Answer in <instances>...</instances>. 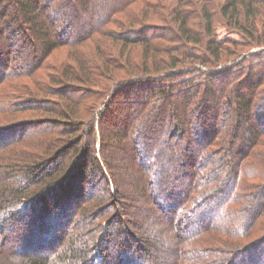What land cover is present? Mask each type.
Returning <instances> with one entry per match:
<instances>
[{
	"label": "trees",
	"instance_id": "trees-1",
	"mask_svg": "<svg viewBox=\"0 0 264 264\" xmlns=\"http://www.w3.org/2000/svg\"><path fill=\"white\" fill-rule=\"evenodd\" d=\"M2 1L0 0V4ZM14 1L18 4L19 18L15 16L4 19L5 15L1 17L2 9L0 10V51L5 55L4 61L0 63V114L11 115L4 119L11 121L6 126L20 122L14 125H18L17 129L21 127L22 134L18 137L8 135L0 140V264H97L98 256L95 255L98 251H101V264L106 263L109 254L104 255L107 246L104 245L103 239L115 235L112 231L111 234L107 231L105 237L99 239L103 232L101 226L105 222H110L111 226L115 227L117 239L122 238L123 234H129V240H119L120 253L129 257L134 264L140 261V264H147L146 255H139L146 251L145 248L139 247L136 250L131 249L133 245H130L131 238L137 239L136 242L141 239L134 231L127 230L125 217L117 210L113 211V203L110 205L108 202L109 197L119 195L115 192L118 186L113 191L111 186L117 184L114 177L111 173L107 175L102 172L109 170V163L103 146L101 150H95L99 144L104 143L93 136L97 132L95 113L103 108L102 100L108 95L111 96L113 88L122 82L127 83L126 87L117 89L112 95L114 104L125 101L116 113L122 123L125 121V124L120 125H124L123 130L121 129L124 133L121 132L120 136L125 141L121 142L119 147L123 150L128 147L129 151L127 149L126 152H129L131 157L130 166L137 167L140 173V187L153 197L154 203L165 214L168 213V205L165 203L167 196L163 198L156 195L158 191L163 190L160 184L165 178L164 161L159 157L162 152L157 153L158 147L148 151L149 147H144L142 142L151 139L153 126L163 123L165 128L160 144L164 143L172 149L173 144L170 141L175 136L177 142L183 144L181 160L185 157H190L193 162L195 160L189 169L190 183L185 181L183 184L182 181L174 199L173 209H177V216L172 221H175L177 251L171 264H234L236 258L246 253L249 247L258 241H264V67L261 73H257L258 78L251 79L253 87L246 94L240 82H236L237 79L232 78L231 73L225 83H221V76L224 74L220 75L219 72L213 74L214 76L206 75L203 80L193 83V76L202 72L194 68L196 65L192 63L217 66L227 57L228 48L224 50V45L218 40L215 32V12H212L208 5L214 0H163L166 5L161 9L166 13L164 18L172 23L171 30L150 23L157 14L155 11H158L150 0H107L109 4H103L104 0ZM184 2L186 6L191 4L197 8L199 14L196 16L199 22L193 20L194 14L182 9ZM93 6H100L101 13L90 15ZM218 7L228 25L246 35L249 43L256 44L257 41L258 44L264 45V34L259 37L257 30L261 24L264 28V20L262 23L260 17L264 10V0H226ZM78 9L81 13L75 18L68 14V11L77 13ZM15 25L19 27L15 28ZM20 32L26 42L33 41V36L38 38L42 52L36 53L30 48L25 50L17 45L14 39ZM94 39H98L94 41V45L96 44L99 50V56L102 52L107 59L104 58V65L99 69H91L84 64L85 73H82L81 67L77 68L76 63L79 64L82 57H87L85 48L88 42ZM104 41L107 43H103ZM137 45L146 51L140 71L142 74L137 76V80H132L135 79L131 77L133 73H130L131 78L127 74L118 77L116 72L120 66L124 67L121 69L126 73L128 71L125 70V64L133 67L134 52L128 51L127 48ZM62 47L74 50L68 54V60L75 62H67L64 68H61L63 81L60 82V88H47L43 81L34 84L40 80H34L33 86L30 83H17L22 79H35L48 67L47 60ZM151 51H160L161 54L167 55L169 60H166L165 56L163 58L152 55ZM14 52L15 56H12ZM78 54L79 59L76 58ZM260 56L262 55H255L262 63L264 57L262 59ZM150 59L154 69L149 67ZM187 60H191L189 68L194 69L175 72L180 69L181 64H188ZM115 62L122 65L114 64ZM187 67L188 65H182L181 69ZM185 76L187 78H184ZM48 78L51 83L57 82L51 74ZM75 81L82 86H73ZM176 84L183 87L181 91L185 90V94L192 92L191 97L184 95L187 98L183 99L187 104L185 111L189 113L186 122L197 125H180L176 112L175 116L178 118L174 116V119L167 118V115L162 113L172 106L171 93ZM217 84H221L218 93L214 90ZM34 85H42L37 89H44L40 91L67 100L66 106L61 108L50 99L52 103H44ZM257 97L260 98L259 104L255 101ZM211 99L214 100L213 104L209 103ZM164 103L171 106H164ZM110 104L105 105L104 114L112 110ZM86 105H91V111L81 112L79 108H85ZM205 106L213 110V116L209 115L212 129L206 125L202 129L198 125L203 114H207ZM222 106L235 109L234 117H230L237 120L236 123L230 122L229 116L227 117L230 111L226 109L220 126L217 124V118L223 115ZM253 110L254 118L263 125L254 126L251 121ZM21 113H31L32 116L35 114L38 115L35 117L42 118L49 114L67 119L90 116L92 122L84 121L83 125L88 127L92 137L88 139L84 149L79 147L81 139L73 136L77 132H83L80 122L78 125L62 123L50 117L39 121L26 122L21 118L20 121H12ZM246 120L250 123L249 135L240 141V146H235L239 136L238 123H244ZM9 131L0 126V136L4 133L10 134ZM126 139L127 145L124 144ZM193 143L196 144L195 152L190 149ZM92 151L94 155L88 159V154ZM166 153L165 150L162 155ZM236 153L238 158H232ZM86 165L92 169L90 175L84 171ZM179 166L181 168V163ZM100 172L101 181L107 182V187L103 189L109 197L96 191L100 182L97 176ZM75 179L80 184L77 182L78 184L72 186ZM63 187H69L70 201L75 204L81 202V206L76 213V226L67 233L65 227L60 235V247L44 253V256L24 254L19 257L13 255L11 260L4 258L6 232L11 233L15 229V222L25 217L24 212L29 206L22 209V205L28 202L36 204L41 198H46L54 190ZM211 203H217V206L209 207ZM74 210L68 212L73 213ZM205 215L207 217L204 219ZM69 220H72L71 216ZM90 225H99L101 229L88 233L86 231ZM127 251L134 254L128 255L130 253L126 254Z\"/></svg>",
	"mask_w": 264,
	"mask_h": 264
},
{
	"label": "rangeland",
	"instance_id": "rangeland-1",
	"mask_svg": "<svg viewBox=\"0 0 264 264\" xmlns=\"http://www.w3.org/2000/svg\"><path fill=\"white\" fill-rule=\"evenodd\" d=\"M190 1L196 2V0H190ZM225 1L226 0H214L213 3H209L208 5H209L210 10L212 12H215V21H216L215 22V32L217 34L218 40L224 45L223 46L224 50L228 48V53L226 54L227 57H224L217 66L202 65L199 62L192 63L193 65H196L194 68L200 69L201 72L204 73L203 75L201 73L199 75L197 74L193 76L194 77L193 79L195 81L193 83L196 84V82L203 80L206 75L214 76L213 74H216V72H219L220 75L224 74V76H221L222 77L221 83H225L232 74V78L234 77L237 79L236 82L237 81L240 82V84L242 85L243 91L246 94L248 90L253 87L252 83L250 82L251 79L258 78V74L261 73V69H263L264 67V62L261 63V59L260 60L256 59V57L259 55H262L260 57L263 59L264 45L258 44L257 41L255 42L256 44L249 43L248 42L249 40L247 39L246 35L237 31L235 28L233 29L232 25H228L227 20L223 18V16L221 15L219 11V7H218L220 3H224ZM106 3L109 4L107 0H104L103 4H106ZM150 3L156 5V7L158 8V11H155L157 13L155 15V18L151 20L150 23H154L155 25H158L159 27H163L165 29L171 30L172 23L169 20H166L164 18L163 15L166 13L165 11L161 9L163 5H166V3L163 0H150ZM190 5L191 4L186 6L184 2L182 5L183 7L182 9L184 11H188L194 14L195 17L193 20L197 23L200 21L198 17L196 16L197 13L199 14V11L197 10L196 7H193L192 5L191 6ZM17 8H18V4L16 1L14 0L4 1L3 0L2 3L0 4V10L2 9L1 17L2 15H5L3 16L4 19L5 18L11 19L15 16L19 18ZM78 11L77 13L68 11V14H70L72 18H75V16L81 13V10L78 9ZM98 13H101L100 6L99 7L93 6L90 11V15L95 16V14H98ZM262 13L263 14H261L260 17L263 23L264 10H262ZM14 27L16 28L19 26L15 25ZM257 30L259 31L258 34L260 33L258 35L259 37L262 36V34H264V28L262 24L257 27ZM20 35H22L21 32L19 36H17V38L14 39L17 45L22 46L25 50L30 48V49H34L36 53L42 52L39 46L40 40H38V38L33 36V41L26 42L25 39H23L22 36ZM9 41H13V40H8V42ZM94 41H98V39H94L93 41L88 42L85 48L84 52L87 55V57L86 58L82 57V59L79 60V64L76 63L77 68L78 66L81 67L82 73H85V70L83 67L84 64H87L86 67H89V68L91 67V69L93 68L99 69L102 67V65H104V60H105L104 58L107 59L106 56L102 55V52L100 53V56H99V50L97 49L96 44L94 45ZM99 42L101 43V41ZM103 43H107V42L104 41ZM203 46L205 47V45ZM127 50L128 51L133 50L134 52L132 54L135 59L132 62L133 67L125 64L126 66L125 70L128 71L126 73L125 71H123V69H121L124 67L120 66L121 68L117 70L116 74L118 75V77L125 76L127 74L129 78L135 77V79H132V80H137V76H140L142 74L140 71L142 69L141 67L143 66L142 63H144L143 56L146 57L145 55L146 51L142 50V48L139 47L138 45L129 46ZM72 52H74L72 48H69V47L60 48L51 58L47 60L48 67L42 70V72H40V74H38L35 79H22V80H19L17 83L19 85H26L30 83L33 86L34 80H40L34 84H38L39 82L43 81L45 85H47V88H50V87L60 88L61 87L60 82L63 81L61 78L62 74L60 73L61 72L60 70H62L61 68H64L63 66H65L64 64L67 62H73V63L75 62V60L74 61L68 60V54ZM15 53L16 52H14L12 56H15ZM151 53L152 55H157L163 58L165 56L166 60L167 59L169 60V57L165 54H161L160 51L159 52L151 51ZM111 54H113V52ZM79 56H80L79 54L76 55V58L79 59ZM4 59H5V55L2 54L0 51V63L3 62ZM189 61L191 62V60H187L188 64L183 63L180 65L181 67L182 65L183 66L188 65L186 69L185 68L181 69L180 67V69L177 68L178 70H175V72L176 71H182V72L192 71L194 68L193 67L189 68V64H191ZM149 62H151L149 64V67L154 69V66L152 65L153 61L150 59ZM117 63L122 65V63L120 62H115L114 64H117ZM236 67H238L239 69ZM96 73L98 74V72ZM130 73H133L132 74L133 76H131ZM50 74L52 75V77L57 79L56 83L49 82L50 80L48 77L50 76ZM189 77H192V76H189ZM184 78H187V76H185ZM231 81H233V79H231ZM119 84L120 85L118 87L113 88V93L116 92L117 89L124 88L127 85V83H123V82ZM73 86L81 87L82 84L75 81L73 82ZM34 87H36L35 88L36 92H38L43 97L44 103L50 104L52 103L50 102V100H53L56 102L55 104L56 105L58 104V106H60L61 108L63 105L66 106L67 100L63 99L62 97H59V98L56 96L54 97V96H51V94L46 93L45 91L44 92L40 91L44 89H40V90L37 89V87L41 88L42 85L41 87L39 85L38 86L34 85ZM220 87H221V84H217L214 86V90H216V92L218 93L220 92ZM181 88L183 89V87H181L178 84L175 85V88H172V93H171L172 94L171 96L172 106L171 104L166 105L165 104L166 102H165L164 106H169V107L171 106V107L170 109H168V111L165 110L162 113H164V115H167V118L174 119L175 112H176V114L179 117L178 124L180 125L183 123L188 124L189 126L197 125V123L190 124L186 122L187 114L189 113L188 111H185L187 104L186 102H183L184 101L183 99L184 97L187 98L184 95L191 97L192 92L185 94V90L184 92H182ZM113 93L111 94L113 95ZM112 95L111 96L108 95L104 100H102V103L104 104L103 108L98 109L97 112L95 113V127L97 128V132H95L93 136H94V139L98 138L99 141L104 143L103 145L102 144H99L98 146L95 145L97 146L95 150L96 149L101 150L103 146L104 148L103 151L107 155V161L109 163L107 165H108L109 170L105 169V171H102V172H104L107 175L109 173L112 174V177H114L117 184L112 185L111 189L115 191L116 187L118 186L117 187L118 190H116L115 192L119 193V195L117 197H114V196L109 197V194L104 191L103 188L107 187V182L104 180L101 181L100 176L102 172H100V175L98 174L97 176L100 182H98L99 186H98V190L96 189V191L101 193L103 196L109 197L108 199L109 204L111 205V202H112L114 205L113 211L117 210L118 212H120L122 216L125 217L124 222L126 221L125 223L128 225L127 230L134 231L136 236H138L141 239L140 242H136L137 239L133 240L131 238L130 245L131 244L133 245L131 249L136 248V250H138L139 247L142 249L145 248L146 251H143V254H139V253L138 254L140 256L144 254L146 255L147 260L145 261L147 264H171L175 258V254L177 251L176 244H175L176 232H174V226H175L174 220L177 216L176 214L177 209L176 208L173 209V205L175 204L174 199L176 197V194H178L180 190V185L182 181H183V184L185 183V181L188 182L187 184L190 183L191 179L189 177L190 176L189 169L191 168V165L195 163V160L193 162V160L190 157L189 158L185 157L184 160H181L180 155L183 153V149H182L183 144L177 142V139L175 138V136L173 140L171 141L169 140L173 144L172 149L168 147L167 145H165L164 143L160 144L162 132L165 128L164 127L165 124L163 123L162 124L159 123L160 125L153 126V128L151 129L152 137L151 139L148 140L149 142L147 140H145V142H142V145L144 147H149L148 151H153V147H158L157 153L162 152L159 155V157H162L164 161L163 173H164L165 178H163L160 184L161 188L163 187L162 188L163 190L158 191L156 195H159L160 197H163V198L167 196V198L165 199V203L169 207L166 206V209H167L166 212L168 213L165 214V212L154 203L153 197L150 196V194L147 191L143 190L142 187H140L141 185L140 173L137 171V167L134 168L130 166L132 165L131 157L128 154L129 152H126L128 147H126L125 150L119 147V144L125 141L124 138L120 136L123 130V126H124V125L123 126H120V125L125 124V121L124 123H122L123 121L120 120V118L117 116L116 113L119 112L118 109L121 108V106H123L125 101L119 102L118 104H114L115 101L112 98ZM257 98L258 99H256L255 101H256V104H259L260 98L259 97ZM159 101L161 102L162 100H159ZM108 103H111L109 107L111 106L112 110L104 114V107ZM209 103L213 104L214 100L211 99ZM60 107H56V108H60ZM205 108L207 109L206 106ZM262 108L264 107L262 106ZM221 109H222L223 115L217 118L218 120L216 119L217 124L219 126H220V122L224 118V111L226 109L227 111L228 110L230 111V115L229 114L227 115V117L229 116L228 118L230 119V122L233 123L234 121V123H236L237 120L235 121L234 118L231 119L230 117V116L234 117V114H235L234 108L232 110V108L229 109V107L222 106ZM79 110H81V112L83 111L86 112V110L91 111V105H88V106L86 105L85 108L81 107L79 108ZM207 110H208L206 111L207 114H203V117L201 114L202 120L198 124L200 125V127H202V129H203V126L205 125L210 129L213 128V124L211 123V120L209 118V115L213 116V110L212 109L211 110L207 109ZM254 114H255V111L253 110L252 111L253 117L251 121L253 122L255 127H257V125L260 126L262 122H257L256 119L254 118ZM17 115L18 113H16V116ZM49 115L42 118L40 116L35 117V116H38L35 114L32 116L31 113L30 114L21 113L19 114L18 118L13 119L12 121L14 120L20 121V118L26 122L33 121V120L39 121V120L49 119L50 117L62 123L68 122L69 124L72 123V124L78 125V122H80L79 124L82 125L81 127L83 129V132L82 131L79 133L77 132L76 133L77 135L74 134L73 136L74 138L81 139V144L79 145V147H83L84 149L86 148L84 147V145H86V143L88 142V139L92 136H90V132H89L90 130L88 129V127H86L83 124H84V121L92 122L90 116L88 117L87 115H84L79 118L76 117L72 119L71 118L67 119L61 116H57V115H54V116L53 115L49 116ZM190 116L188 115V117ZM9 117H11V115L0 114L1 128L10 130L9 131L10 134H7V133L2 134L0 136L1 137L0 140L7 138L8 135L18 137L20 136V134H22L21 127L17 129L18 125L16 126L14 125L20 122H16L9 126H6L10 124L11 121H5L4 119L9 118ZM238 124H239V130H238L239 136L236 139L237 141H236L235 146H240V141L242 142V140L244 138H247L249 135V131H248L250 127L249 121L246 120L244 121V123L241 122ZM168 132H169V129L167 133ZM194 135H197V134L194 133ZM165 136H167V134ZM126 143H128L127 139L124 144ZM133 149L134 148H132V150ZM190 149L193 152H195L196 144L193 143ZM165 150L167 153L166 155L163 156L162 154ZM93 155H94V152L92 151L88 154L87 158L90 159V156H93ZM236 155L238 156V153H236L235 155L233 154L231 157L232 158L234 157L237 159L238 157ZM180 163H181V168L179 166ZM84 171L87 175H90V172L92 171V169L89 165H86ZM184 177L187 178V180H185ZM77 182L78 180L76 179L73 180L72 186L78 183L80 184V182L78 183ZM69 187L67 188L63 187L62 189L60 188L59 190H54L46 198H41L36 204H31L32 202H28L27 204L22 205V209H24L27 205L29 206H28V209L24 212L25 217L15 222L16 226L15 225L13 226L15 227V229H13L11 233L6 232L5 236L7 237V239L5 241V245L3 246V249H4L3 251H5L4 258H7V260H9L11 256L13 255L19 257V256H23L24 254H27L29 256L30 255L44 256V253L50 252L53 248L60 247L61 242H62V240L59 238L60 235L63 234L62 232L65 229V227L67 228L65 229L66 230L65 233H67L68 230L76 226L77 224L76 220L78 219L76 216V213H78L79 208L81 206L80 205L81 202H79V204L78 203L75 204L73 203V201L72 202L70 201L71 196H70ZM115 199L117 200L115 201ZM67 205L69 206V209L66 210ZM179 206L180 205H178L177 207ZM215 206H217V203L209 204V207H215ZM69 210H74V211L73 213H71V211L68 212ZM112 214L113 212L111 213V215ZM111 215L109 214V216ZM168 215H171V217H169ZM69 216L72 217V220H69ZM205 217L207 216L205 215L204 219ZM173 218L174 220L172 221ZM68 224L69 226L67 227ZM99 225L95 227L92 225L88 226L89 228L87 229L86 232L88 233H91L93 231L98 232V230L101 229ZM101 227H103V232L100 234V237H99L100 240L105 237L104 234L107 233V231L109 232V234H111V231H112L115 235L112 238L106 237L105 239H103V243H105L104 245L107 246V251L104 252V255L107 256L109 254L107 262L103 264H134L132 263L133 261L131 262L129 257L127 258L125 254L120 253V249H121L120 243L123 240H126V241L129 240L128 239L129 234L128 235L123 234L121 236L122 238L117 239V236H116L117 230L114 229L115 228L114 226H111L110 222H105L104 225ZM119 240L121 241L120 243H119ZM100 252L101 251H98L97 254L95 255V257L98 256L97 261H96L97 264H101L102 262V259L99 257ZM126 254L133 255L134 253L127 251ZM141 262L142 261L137 262L136 264H140ZM234 264H264V241L263 242L262 240L260 242L258 241L256 242L255 245H252L251 247H249L246 253H243V255H240L238 258H236V260L234 261Z\"/></svg>",
	"mask_w": 264,
	"mask_h": 264
}]
</instances>
